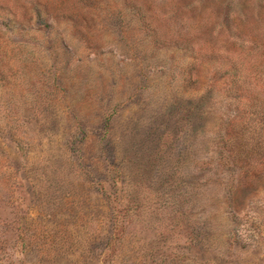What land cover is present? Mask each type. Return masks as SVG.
Wrapping results in <instances>:
<instances>
[{
    "label": "rangeland",
    "instance_id": "obj_1",
    "mask_svg": "<svg viewBox=\"0 0 264 264\" xmlns=\"http://www.w3.org/2000/svg\"><path fill=\"white\" fill-rule=\"evenodd\" d=\"M232 62L264 95V0H0V264H264Z\"/></svg>",
    "mask_w": 264,
    "mask_h": 264
},
{
    "label": "trees",
    "instance_id": "obj_2",
    "mask_svg": "<svg viewBox=\"0 0 264 264\" xmlns=\"http://www.w3.org/2000/svg\"><path fill=\"white\" fill-rule=\"evenodd\" d=\"M231 64L228 90L234 99L235 113H241L243 116L241 119L239 118L240 122L235 127L237 130L233 129L222 137V140L225 141L222 153L235 164V159L238 160L237 155L241 156L249 150L264 149V95L255 89L248 94L250 87L244 86L243 75L236 77L238 72L235 63ZM245 82L247 81L245 80ZM245 92L246 96L241 98Z\"/></svg>",
    "mask_w": 264,
    "mask_h": 264
}]
</instances>
